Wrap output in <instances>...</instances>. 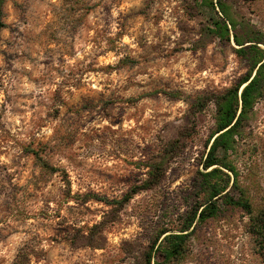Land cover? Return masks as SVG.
I'll list each match as a JSON object with an SVG mask.
<instances>
[{
  "label": "rangeland",
  "instance_id": "obj_1",
  "mask_svg": "<svg viewBox=\"0 0 264 264\" xmlns=\"http://www.w3.org/2000/svg\"><path fill=\"white\" fill-rule=\"evenodd\" d=\"M205 1H6L0 264H142L161 232L179 230L200 198L199 172L214 124L213 103L197 114L192 103L225 91L248 71L232 41L208 35L221 14L217 0ZM225 1L264 33V0ZM179 134L183 146L161 184L119 212L77 197L120 200L146 179L144 164ZM40 143L44 159L61 173L48 175L24 155V146ZM231 159L239 174L231 195L244 193L255 213L264 210V99ZM101 221L102 249L72 247ZM248 223L239 210L207 221L188 239L180 264H261Z\"/></svg>",
  "mask_w": 264,
  "mask_h": 264
},
{
  "label": "trees",
  "instance_id": "obj_2",
  "mask_svg": "<svg viewBox=\"0 0 264 264\" xmlns=\"http://www.w3.org/2000/svg\"><path fill=\"white\" fill-rule=\"evenodd\" d=\"M6 1L0 0V27H4L1 18ZM241 1L249 3L254 0ZM205 3L214 6L212 0L205 1ZM216 5L221 16L211 21L206 28L207 33L220 42L230 43L232 41L237 47L234 49L235 54L246 61L248 71L225 91L205 94L193 101V114L203 112L209 103H213L215 107L214 124L205 144L207 152L201 162L202 171L199 172L200 198L191 212L185 216L179 230L170 234H167L168 231H163L157 236L142 264H180L187 250L188 239L197 229L211 219L224 217L236 210L249 217L247 231L253 239L261 264H264V210L255 213L250 200L244 193H241L238 198L231 195V191L239 189V174L231 158L244 137L257 104L264 99V49L261 48L264 46V33L249 22L238 18L239 16L225 0H217ZM170 95L177 97V94ZM184 140L185 136L179 134L166 146L164 152L156 160L146 162L144 164L148 169L146 179L140 185L134 186L120 200L107 202L91 194L77 197L82 198L83 203L92 199L105 202L108 206L113 207L112 211L119 212L135 195L152 190L161 184L169 159L175 150L183 146L182 141ZM33 145L24 146V155L33 157L41 171L48 175L61 173L58 168L44 159L45 144L40 143L38 147ZM1 168L8 179L6 181L11 184L12 175L7 173L6 166ZM64 177L66 178L65 175ZM65 181L67 189L70 191V183L67 178ZM4 184L5 182H0V193L5 190L6 184ZM16 203L15 201L14 205ZM104 229V221L99 222L89 230L86 237L73 240L72 247L74 249H102Z\"/></svg>",
  "mask_w": 264,
  "mask_h": 264
}]
</instances>
